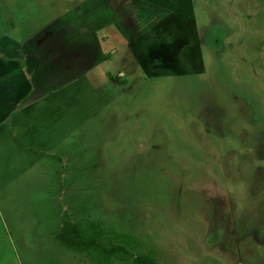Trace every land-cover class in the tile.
I'll return each mask as SVG.
<instances>
[{
  "label": "rangeland",
  "instance_id": "obj_1",
  "mask_svg": "<svg viewBox=\"0 0 264 264\" xmlns=\"http://www.w3.org/2000/svg\"><path fill=\"white\" fill-rule=\"evenodd\" d=\"M190 2L193 37L165 67H136L119 52L96 65L89 50L82 70L106 73L98 80L114 97L0 193L9 240L0 264H134L65 247L66 221L123 234L133 255L157 264H264V0ZM64 3L0 0V26L18 20V47L39 60L28 67H47L38 75L73 67L83 46L53 24ZM155 36L135 40L156 41L160 55L166 41Z\"/></svg>",
  "mask_w": 264,
  "mask_h": 264
},
{
  "label": "crops",
  "instance_id": "obj_2",
  "mask_svg": "<svg viewBox=\"0 0 264 264\" xmlns=\"http://www.w3.org/2000/svg\"><path fill=\"white\" fill-rule=\"evenodd\" d=\"M61 1L65 2L66 14L56 17L53 24L62 22L67 27L66 37L83 45L72 58L75 67H60L62 79L55 68L50 69L54 73L51 76L38 75L37 71L47 67H28L39 60L31 62L30 57L36 54L23 52L22 45L18 47L13 32L18 20L9 22L10 28L0 26V193L40 162L54 159L55 150L74 141L90 114L113 99L110 87H101L98 80L106 73L90 74L89 70L86 74L81 68L86 66L90 49L96 55V65L119 52L125 62L128 59L136 67L156 70L167 66L172 52L187 46L193 37L190 0H58ZM79 24L88 26V31L83 28L78 32ZM149 32H156L154 39L166 41L160 45V55L156 41L144 46L135 40ZM115 40H121L124 46L109 51L104 48L103 42L114 45ZM107 77L113 83L116 80L111 75ZM3 232L6 228L0 215V247L4 246L2 242H9Z\"/></svg>",
  "mask_w": 264,
  "mask_h": 264
},
{
  "label": "trees",
  "instance_id": "obj_3",
  "mask_svg": "<svg viewBox=\"0 0 264 264\" xmlns=\"http://www.w3.org/2000/svg\"><path fill=\"white\" fill-rule=\"evenodd\" d=\"M57 237L65 247L87 252L99 259L120 255L123 258H133L134 264H157L148 254L133 255L127 248L130 246L128 238L123 234L115 235L105 231L99 223L94 221L87 224L66 221L62 224Z\"/></svg>",
  "mask_w": 264,
  "mask_h": 264
}]
</instances>
